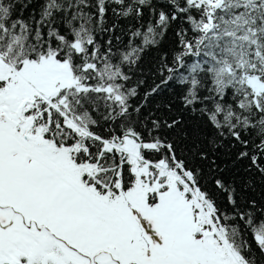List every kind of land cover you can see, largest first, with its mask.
<instances>
[{
    "label": "snow or ice",
    "instance_id": "obj_1",
    "mask_svg": "<svg viewBox=\"0 0 264 264\" xmlns=\"http://www.w3.org/2000/svg\"><path fill=\"white\" fill-rule=\"evenodd\" d=\"M0 264H264V0H0Z\"/></svg>",
    "mask_w": 264,
    "mask_h": 264
}]
</instances>
